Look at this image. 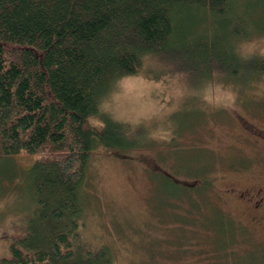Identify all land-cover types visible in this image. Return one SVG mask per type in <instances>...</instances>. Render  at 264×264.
<instances>
[{
	"label": "trees",
	"instance_id": "trees-1",
	"mask_svg": "<svg viewBox=\"0 0 264 264\" xmlns=\"http://www.w3.org/2000/svg\"><path fill=\"white\" fill-rule=\"evenodd\" d=\"M243 1L0 0V163L21 153L32 156L20 169L24 181L17 196L24 211L13 222L8 256L0 264L114 263L106 245L77 247L93 149L133 143L129 125L102 102L116 81L139 72L154 54L190 57L206 73L214 54L226 68L223 78L241 83L264 75V55L236 48L253 29L264 30ZM192 17L193 29L187 26ZM165 181L195 223L173 225L180 235H209L207 247L191 246L197 258L244 263V257L223 256L234 246L235 232L229 216L210 202V186Z\"/></svg>",
	"mask_w": 264,
	"mask_h": 264
},
{
	"label": "rangeland",
	"instance_id": "rangeland-1",
	"mask_svg": "<svg viewBox=\"0 0 264 264\" xmlns=\"http://www.w3.org/2000/svg\"><path fill=\"white\" fill-rule=\"evenodd\" d=\"M243 3L264 24V0ZM188 21L192 28L194 18ZM236 48L264 55V30L253 29ZM166 53L144 58L140 71L116 81L102 102L129 125L133 143L93 149L77 247L106 245L113 264H205L191 246L207 247L209 235H180L174 227L195 223L186 203L173 196L170 178L210 186V202L229 216L235 232L223 256L245 258L229 264H264V204L257 210L247 200L255 191L254 197L264 196V75L241 83L223 78L226 68L214 54L206 73L192 58ZM31 158L21 153L0 163V257L8 256L13 222L24 211L17 195Z\"/></svg>",
	"mask_w": 264,
	"mask_h": 264
},
{
	"label": "flooded vegetation",
	"instance_id": "flooded-vegetation-1",
	"mask_svg": "<svg viewBox=\"0 0 264 264\" xmlns=\"http://www.w3.org/2000/svg\"><path fill=\"white\" fill-rule=\"evenodd\" d=\"M257 191H255L256 193ZM255 193L250 194L247 198L248 203L255 209L259 210L261 206L264 204V196L259 195L258 197H254ZM242 198L244 197V194L241 196Z\"/></svg>",
	"mask_w": 264,
	"mask_h": 264
}]
</instances>
